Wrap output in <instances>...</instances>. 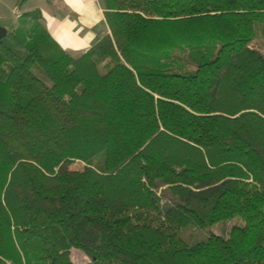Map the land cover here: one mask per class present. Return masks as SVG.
<instances>
[{
  "label": "trees",
  "instance_id": "1",
  "mask_svg": "<svg viewBox=\"0 0 264 264\" xmlns=\"http://www.w3.org/2000/svg\"><path fill=\"white\" fill-rule=\"evenodd\" d=\"M104 10L79 53L39 8L0 41V264H264V0Z\"/></svg>",
  "mask_w": 264,
  "mask_h": 264
},
{
  "label": "crops",
  "instance_id": "2",
  "mask_svg": "<svg viewBox=\"0 0 264 264\" xmlns=\"http://www.w3.org/2000/svg\"><path fill=\"white\" fill-rule=\"evenodd\" d=\"M36 8L51 35L70 52L87 50L109 31L104 0H0V25L12 30L23 12Z\"/></svg>",
  "mask_w": 264,
  "mask_h": 264
},
{
  "label": "rangeland",
  "instance_id": "3",
  "mask_svg": "<svg viewBox=\"0 0 264 264\" xmlns=\"http://www.w3.org/2000/svg\"><path fill=\"white\" fill-rule=\"evenodd\" d=\"M20 26H21V21L17 22L14 25L15 28L20 27ZM254 43H256V47L259 48L264 53V32H263L262 26L258 27V31H257V34L255 35ZM101 160L104 161L103 156L101 157ZM236 224L243 225L244 221L242 220V218L237 217V218L224 221L221 223L212 224V225H209L201 229H189V228L184 229L182 230L181 234L185 239L191 242H195L197 240L206 239L212 234L225 235V233L233 225H236ZM193 233H195V236L193 237V239H191L190 237H191V234ZM72 256H73V260L76 263H86L90 260V257L87 254L79 250H73Z\"/></svg>",
  "mask_w": 264,
  "mask_h": 264
},
{
  "label": "water",
  "instance_id": "4",
  "mask_svg": "<svg viewBox=\"0 0 264 264\" xmlns=\"http://www.w3.org/2000/svg\"><path fill=\"white\" fill-rule=\"evenodd\" d=\"M8 31L0 25V41L7 36Z\"/></svg>",
  "mask_w": 264,
  "mask_h": 264
}]
</instances>
